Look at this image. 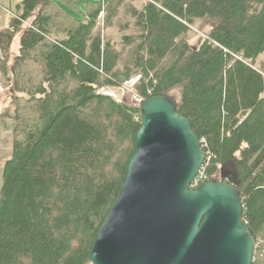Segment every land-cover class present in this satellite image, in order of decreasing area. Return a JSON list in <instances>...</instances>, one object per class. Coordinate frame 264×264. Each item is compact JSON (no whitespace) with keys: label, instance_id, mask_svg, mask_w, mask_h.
I'll use <instances>...</instances> for the list:
<instances>
[{"label":"trees","instance_id":"1","mask_svg":"<svg viewBox=\"0 0 264 264\" xmlns=\"http://www.w3.org/2000/svg\"><path fill=\"white\" fill-rule=\"evenodd\" d=\"M107 2L21 0L0 29V118L13 121L0 264H91L135 149L141 109L133 95L166 96L190 120L205 150L197 186L221 179L238 189L251 264H264V61L255 66L264 0H149L134 11L142 32L124 37L138 45L122 69L97 31ZM195 25L203 37L190 44ZM136 76L120 101L97 92Z\"/></svg>","mask_w":264,"mask_h":264},{"label":"water","instance_id":"2","mask_svg":"<svg viewBox=\"0 0 264 264\" xmlns=\"http://www.w3.org/2000/svg\"><path fill=\"white\" fill-rule=\"evenodd\" d=\"M135 149L92 244L91 264H251L254 240L238 189L193 187L205 150L166 96L144 98Z\"/></svg>","mask_w":264,"mask_h":264},{"label":"rangeland","instance_id":"3","mask_svg":"<svg viewBox=\"0 0 264 264\" xmlns=\"http://www.w3.org/2000/svg\"><path fill=\"white\" fill-rule=\"evenodd\" d=\"M149 0H108L105 4L103 13L98 17L99 26L97 31L101 34L105 41H110L115 49L119 52V58L117 68L122 69L125 66L131 64L138 41L126 42L125 36H135L142 32V27L136 23V17L134 11L141 10L145 3ZM1 25V23H0ZM27 25V24H26ZM202 30L198 29V26L190 27V30L185 34V38L190 44H197L202 35ZM14 49L17 46V38L14 40ZM173 55H168L162 65L167 66ZM264 61V54L260 55L255 66L260 67V63ZM3 87V86H1ZM132 87L125 86L123 84L119 88L101 87L97 90L100 94L108 95L120 101L125 91H128ZM3 91L4 87L2 88ZM0 91V109L4 99L6 100L5 94ZM136 97V96H135ZM133 95V98H135ZM9 100V99H8ZM4 103L3 106H5ZM13 127V121L10 119L0 118V186H1V172L3 163L10 157L11 154V131Z\"/></svg>","mask_w":264,"mask_h":264},{"label":"crops","instance_id":"4","mask_svg":"<svg viewBox=\"0 0 264 264\" xmlns=\"http://www.w3.org/2000/svg\"><path fill=\"white\" fill-rule=\"evenodd\" d=\"M20 1L21 0H0V29L8 27L9 19L11 17L10 13H13L16 10V6Z\"/></svg>","mask_w":264,"mask_h":264},{"label":"built area","instance_id":"5","mask_svg":"<svg viewBox=\"0 0 264 264\" xmlns=\"http://www.w3.org/2000/svg\"><path fill=\"white\" fill-rule=\"evenodd\" d=\"M7 11V10H6ZM8 12V11H7ZM10 13V12H9ZM103 12L100 13V15L102 14ZM11 14V17H15L14 13H10ZM139 79V76H136L128 81H126L124 84L125 86H129V87H132L135 82ZM2 90V87L0 86V91ZM99 93V92H98ZM144 98H139V97H135V101L140 104L141 101L143 100ZM202 169V167H201ZM201 169L199 170V173L198 175L196 176V178L194 179L193 183H192V186L195 187L197 186L198 184V181H203L205 180L206 178V175L203 173V171H201Z\"/></svg>","mask_w":264,"mask_h":264}]
</instances>
